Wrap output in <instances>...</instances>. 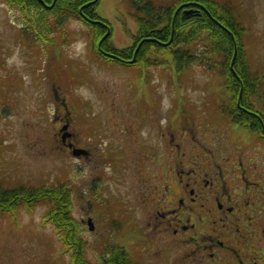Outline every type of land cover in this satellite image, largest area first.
Wrapping results in <instances>:
<instances>
[{"label": "rangeland", "instance_id": "374dc122", "mask_svg": "<svg viewBox=\"0 0 264 264\" xmlns=\"http://www.w3.org/2000/svg\"><path fill=\"white\" fill-rule=\"evenodd\" d=\"M150 1L167 7L177 0ZM213 1L228 3L244 28L248 76L255 88V95L246 96L264 113V0ZM97 13L110 26L113 46L131 44L137 26L128 0H100ZM26 25L19 10L0 0L4 188L61 183L70 189V216L80 223L77 236L90 264L101 260L105 248L117 246L127 250L134 264H239L238 259L248 264L253 256L264 264V138L232 121L225 77L198 64L176 70L162 61L141 69L98 59L89 30L78 21L64 24L66 42L58 38L61 32L52 34L54 42L32 41L31 31L23 38ZM65 113L74 141L89 151L88 158L77 159L59 147L56 129L61 123L54 117ZM165 132L173 133L179 144L175 163L215 169L223 179L221 194H243L250 201L224 227L206 221L204 239L210 231H220L225 236L219 241L234 252L211 245L214 259L202 261L192 244L180 246L171 236H156L149 229L138 204L152 189L147 186L155 183L152 175L170 171ZM234 167L238 170L233 173ZM47 209L41 202L31 210L0 214V264H71L72 250L46 220ZM88 218L93 231L88 230Z\"/></svg>", "mask_w": 264, "mask_h": 264}, {"label": "trees", "instance_id": "16d2710c", "mask_svg": "<svg viewBox=\"0 0 264 264\" xmlns=\"http://www.w3.org/2000/svg\"><path fill=\"white\" fill-rule=\"evenodd\" d=\"M2 1L25 16L27 25L21 29L22 37L28 38L31 31L29 39L32 41L54 42L52 34L61 32L58 38L66 42L62 28L73 20L81 22L89 30L92 51L98 59L101 51L111 56L115 64L120 62L125 67L144 69L157 67L166 61L168 65L172 63L176 70L198 64L216 71L227 81L225 88L232 99L227 112L232 121L248 126L249 119L240 115L237 104L244 101L246 95L255 93V88L248 76L250 70L242 43L245 31L232 17L228 3L177 0L173 5L162 7L150 0H128L137 29L129 46L117 48L111 44L109 24L97 13L100 0ZM249 127L261 132V125L250 124ZM70 194V189L61 183L13 188H4L0 183V214H16L20 208L31 210L43 202L48 208L46 220L56 226L62 234L64 246L72 250L71 264H90L84 258L83 243L77 236L80 223L70 216ZM104 250V256L97 264H134L121 246Z\"/></svg>", "mask_w": 264, "mask_h": 264}, {"label": "flooded vegetation", "instance_id": "af4514ba", "mask_svg": "<svg viewBox=\"0 0 264 264\" xmlns=\"http://www.w3.org/2000/svg\"><path fill=\"white\" fill-rule=\"evenodd\" d=\"M100 54L103 59H110L105 55V52H100ZM123 62L127 61L123 60ZM239 81L242 83V80ZM252 95H255V93H252ZM250 101H252V97L248 99L246 97L245 101H238L237 107L240 115H244L249 119L248 126L250 124L261 125L259 136L262 139L264 138V113L259 111ZM61 104L66 106L65 103ZM68 114L65 113V117L63 118L60 116L54 117V121L58 120V123H61L56 129L57 143L65 153L71 154L75 148L86 152L85 156H79L77 159L88 158L90 156L89 151L85 147L79 146L74 141L73 134L69 131L70 122L67 119ZM236 124L239 125L242 122ZM63 127L66 129L62 130ZM168 134V132H165L163 138L168 150L165 153V157L170 160V171L165 169L162 170V174H158L157 171L152 175L155 183L147 186V188L152 189L146 191L143 200L138 204L140 212L148 219L147 225L149 229L156 236L166 237L168 235L169 238L171 236V240L180 246L192 244L193 248L196 247L198 253L201 252L203 254L199 253L202 261L205 258L214 259V255L216 254L210 253L211 245L234 252V249L226 247L223 241H219L221 236H225L220 231H210L207 239H204V235L208 233L204 231L206 229V221L216 226L224 227L237 219L236 215L240 214L237 212V208L240 207L243 211L247 210L250 201L248 202L243 194L230 192L221 194L219 188L223 186V179L221 173L215 169L206 167L196 170L195 168L182 167L178 163H175L173 159H179L181 154L178 151L179 144L173 133ZM262 141L264 142V140ZM194 165H197V163H194ZM235 170H238V168L234 167V169H231L233 173ZM168 176H171L172 180L168 179ZM239 178V181L242 182L245 177L240 173ZM227 191L229 190L227 189ZM243 192L249 194L245 188H243ZM143 203H145V207ZM243 211L241 214H244ZM203 217L206 219L205 221ZM207 230L209 231V229ZM124 250L127 252L126 249ZM237 258L239 257L237 256ZM256 259L260 261L261 258L255 256L248 257V264H257ZM237 263L243 264V261L238 259Z\"/></svg>", "mask_w": 264, "mask_h": 264}, {"label": "water", "instance_id": "95a60500", "mask_svg": "<svg viewBox=\"0 0 264 264\" xmlns=\"http://www.w3.org/2000/svg\"><path fill=\"white\" fill-rule=\"evenodd\" d=\"M65 129H66L65 127L62 128V130H65ZM71 155L73 157H79V156H82V155L85 156L86 152L83 151V150L75 148V149L72 150ZM86 224H87V227H88L89 231H93L94 230V225L92 224V220L90 218L87 219Z\"/></svg>", "mask_w": 264, "mask_h": 264}]
</instances>
